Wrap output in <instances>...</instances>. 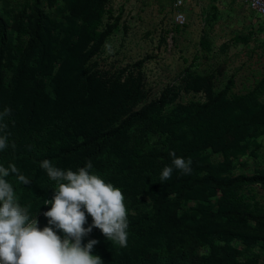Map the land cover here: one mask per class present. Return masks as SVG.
Wrapping results in <instances>:
<instances>
[{
  "label": "rangeland",
  "instance_id": "rangeland-1",
  "mask_svg": "<svg viewBox=\"0 0 264 264\" xmlns=\"http://www.w3.org/2000/svg\"><path fill=\"white\" fill-rule=\"evenodd\" d=\"M174 11L171 0H0V113L15 89L6 134L20 130L31 106L32 127H47L45 145L56 151L167 91L158 113L133 121L81 166L91 161L121 189L129 222L138 212L146 220L126 247L95 228L82 245L98 240L92 254L104 264H264V17L241 0L187 2L182 22ZM173 151L192 171L174 169L161 182ZM78 156L58 168L77 171ZM235 175L248 179H209Z\"/></svg>",
  "mask_w": 264,
  "mask_h": 264
},
{
  "label": "clouds",
  "instance_id": "clouds-1",
  "mask_svg": "<svg viewBox=\"0 0 264 264\" xmlns=\"http://www.w3.org/2000/svg\"><path fill=\"white\" fill-rule=\"evenodd\" d=\"M105 48L108 54L112 53L107 42ZM10 113L11 109L5 107L0 113V121ZM8 146L7 135H0V151ZM169 155L172 164L162 169L161 182L171 179L174 169L191 173V159L179 157L174 151ZM40 166L58 185L53 198L47 200L46 204L50 203L51 208L44 213L48 226L43 229L37 226V212L30 215L28 207L19 203L13 183L8 179L14 175L25 185L29 178L15 164L0 165V264H102V258L92 254L98 240L90 239L82 245V238L93 227L99 228L114 244L127 246L129 222L124 194L120 188L95 174L91 161L77 171L57 168L47 159ZM85 210L92 218L88 228L84 227ZM53 226L64 233L63 239Z\"/></svg>",
  "mask_w": 264,
  "mask_h": 264
},
{
  "label": "trees",
  "instance_id": "trees-1",
  "mask_svg": "<svg viewBox=\"0 0 264 264\" xmlns=\"http://www.w3.org/2000/svg\"><path fill=\"white\" fill-rule=\"evenodd\" d=\"M36 31L37 24L34 28V33L37 35ZM3 41V32L0 27V46L3 45ZM166 93L167 91L162 92L157 102H153L147 105L146 107L142 108L141 110L133 112L118 126H115L110 130L100 132L97 135L92 136L89 140L78 142L70 147H64L56 151H48L45 145V142L47 141L49 135L48 128L43 127L37 130L32 127L34 109L31 106L29 107L26 118L23 121L20 130L12 136H8L6 134V131L10 125V117L12 113L15 89H12L9 92L5 107L10 108L11 113L9 116L5 117L2 120V124L0 126V135H7L9 146L6 149L0 151V165L7 167L10 163H12V160L16 158L18 159L16 162V167L19 169V171H21L23 166L28 165V168L26 172L23 173V175L29 178V183L25 185L19 183L14 175H12V183L19 203L22 206L28 207L30 215H35V213L37 212V226L40 229H43V227L48 226V218L44 215V213L51 208V204L46 203L47 200H51L53 198V196L55 195V189H57L58 187L57 182L51 180L48 177L47 173L39 177V173L42 169V167L40 166L41 162L47 159L51 161V163L55 167L58 168L62 164V159L65 156L79 153L76 165L78 167H81L85 159L97 154L100 148L108 141L116 139L117 137L122 135L130 127L133 121H139L147 117L151 112L152 114L158 113V111L161 110V107L166 106L169 101ZM171 115L174 114L171 113ZM248 126L239 127V129L246 130ZM206 141L207 145H211V143H213V140L211 138L207 139ZM21 143H26L29 147L27 146L26 148L20 150L17 153L14 152L15 149H17ZM91 145H93V148L89 149ZM195 150H197V148L193 151ZM209 179L216 184L226 185L237 179L247 180L248 178L246 176L235 175L233 177H225L219 180H214L215 178L210 176ZM189 181L190 183L187 184L189 185L187 187L191 188L192 184H194L196 180L194 178H190ZM46 195H49L47 200H45ZM124 202L126 205L127 200H125ZM85 214L88 220L89 215L87 214L86 210ZM145 217L146 216L138 212L136 214L135 221H128V234L132 233L140 223L144 222L146 220ZM89 222L90 224H92L91 217L89 218ZM93 228H95L96 230L99 229L96 227ZM53 229L60 236L64 234L61 230L56 229L54 226ZM97 231L98 233H102L100 229ZM102 264H104L103 261ZM111 264L114 263L112 262Z\"/></svg>",
  "mask_w": 264,
  "mask_h": 264
},
{
  "label": "built area",
  "instance_id": "built-area-1",
  "mask_svg": "<svg viewBox=\"0 0 264 264\" xmlns=\"http://www.w3.org/2000/svg\"><path fill=\"white\" fill-rule=\"evenodd\" d=\"M193 0H171L172 7L175 9L174 18L178 22L183 21V15L180 13L179 8L183 6L187 2H191ZM249 9H251L258 16L264 17V0H241Z\"/></svg>",
  "mask_w": 264,
  "mask_h": 264
}]
</instances>
